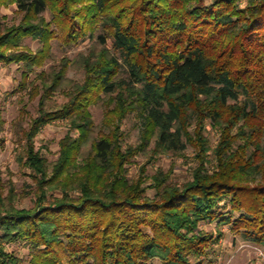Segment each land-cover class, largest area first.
Wrapping results in <instances>:
<instances>
[{"label": "trees", "instance_id": "trees-1", "mask_svg": "<svg viewBox=\"0 0 264 264\" xmlns=\"http://www.w3.org/2000/svg\"><path fill=\"white\" fill-rule=\"evenodd\" d=\"M12 5L23 18L0 22V63L22 65L18 92L43 97L27 127L15 124L33 208L19 207L15 183L0 174V264H205L223 227L264 247V0H0V10ZM27 38L40 42L36 52L21 50ZM57 39L94 42L75 61L85 80L70 81L73 63L63 59L37 86L32 74L54 58ZM57 92L67 101L46 108ZM93 107L105 111L102 126ZM132 114L141 142L125 147ZM206 120L221 133L216 149ZM58 122L69 132L50 162L36 139ZM6 123L0 107L1 149ZM189 143L198 148L190 181L172 184L159 172L148 185L144 169L130 178L137 156L181 154ZM16 244L28 247V260L8 251Z\"/></svg>", "mask_w": 264, "mask_h": 264}, {"label": "rangeland", "instance_id": "rangeland-1", "mask_svg": "<svg viewBox=\"0 0 264 264\" xmlns=\"http://www.w3.org/2000/svg\"><path fill=\"white\" fill-rule=\"evenodd\" d=\"M211 1V0H207ZM45 17L48 21L52 20V14L47 11ZM23 16L18 12V6L12 5L0 10V22L7 27L19 25ZM94 42L90 39L81 41L78 45L67 46L61 40L53 42L54 58L42 68H37L32 74V79L36 80L35 85L41 86L42 82L37 80L39 74L48 72L50 68L61 62L63 59L70 60L73 65L69 68L67 78L74 83H82L85 80V71L75 65L76 59L81 54L88 55ZM108 46L112 48V42ZM40 48V42L31 38L23 41L22 49L36 52ZM122 76L128 80L129 73L124 65L123 60ZM22 65H4L0 63V107L6 120V130L2 136L6 139L4 148H0V174L2 183L9 184L14 182L17 187V193L22 199L19 202L20 208H33L35 204L34 183L30 176L31 171L24 169L18 162L17 156L20 150V141L16 133V122L21 121V125L27 127L32 118L38 116L40 103L43 93L40 92L35 98H31V88L25 92H18L19 85L22 81ZM67 101L65 95L57 92L52 99H45L46 108L55 109ZM95 124L102 126L105 120V111L100 107L91 109ZM204 137L208 139L212 149H216L220 142V131L212 124L210 120L204 122ZM142 122L134 115H129L123 122L122 130L124 133V146H136L141 142ZM69 127L66 122H58L46 126L36 139L37 149L40 150L50 162L56 161L60 156V142L68 134ZM154 146L150 147V150ZM211 151L209 156H213ZM198 148L197 144H188L186 150L181 154H158L153 159L147 155H140L134 159L129 166L130 178H139L143 169L149 178L148 185L151 184L152 178L159 172L170 175L172 184H183L192 179L194 169L198 166ZM260 178V177H259ZM258 178V179H259ZM7 190H5V193ZM150 196H154V191H149ZM217 224L203 223L201 230L207 233L218 234ZM223 238L215 244L206 257L205 264H264V247L243 241L239 236L232 233L229 227H223ZM8 251L16 253L24 260L29 259V249L25 244H16L8 246ZM153 264H162L161 261L155 260Z\"/></svg>", "mask_w": 264, "mask_h": 264}]
</instances>
